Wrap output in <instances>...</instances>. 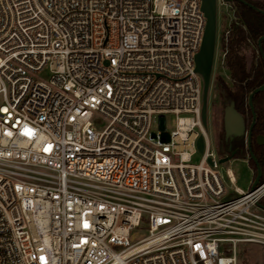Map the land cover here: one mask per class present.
I'll return each mask as SVG.
<instances>
[{
    "label": "built area",
    "instance_id": "1",
    "mask_svg": "<svg viewBox=\"0 0 264 264\" xmlns=\"http://www.w3.org/2000/svg\"><path fill=\"white\" fill-rule=\"evenodd\" d=\"M205 21L200 0H0V264H237V245L264 248V180L229 193L201 124Z\"/></svg>",
    "mask_w": 264,
    "mask_h": 264
},
{
    "label": "trees",
    "instance_id": "2",
    "mask_svg": "<svg viewBox=\"0 0 264 264\" xmlns=\"http://www.w3.org/2000/svg\"><path fill=\"white\" fill-rule=\"evenodd\" d=\"M233 9L226 37L225 26L221 33L220 48L223 54L222 67L227 80L215 77V93L222 101V108H233L243 119L245 130L251 124L252 114L248 105L251 92L264 84V0H226ZM255 121L251 129L250 150L264 180V146L255 142L258 135H264V90L252 96ZM219 155L230 159H246L248 150L245 137H223L215 146ZM247 163L256 175L252 159ZM260 204L264 205L263 199Z\"/></svg>",
    "mask_w": 264,
    "mask_h": 264
},
{
    "label": "rangeland",
    "instance_id": "3",
    "mask_svg": "<svg viewBox=\"0 0 264 264\" xmlns=\"http://www.w3.org/2000/svg\"><path fill=\"white\" fill-rule=\"evenodd\" d=\"M221 0H216V39L213 56V65L211 71V79L207 96V130L206 134L210 142L211 151H216L215 145L218 143V136L222 129V101L218 94L215 93V77L219 76L227 80V72L222 67V53L220 48V38L222 30L225 26L227 9L221 3ZM48 72L45 70L37 76L42 81H47ZM213 110V112H212ZM93 124L102 128L105 121L99 116H94L92 119ZM165 129L170 132L174 129V117L172 115L165 116ZM154 131V129H153ZM216 161L223 177L225 178V170H230L235 178L234 185H230L226 181V189L229 193L233 191V187H237L242 191H247L253 179V169L249 166L245 159H229L219 163L223 158L218 157ZM200 160V154H197L192 159V163L196 164ZM264 202V199H263ZM144 230H134L131 232V239H138L144 236ZM236 260L237 264H264V248L252 244H240L236 247Z\"/></svg>",
    "mask_w": 264,
    "mask_h": 264
},
{
    "label": "water",
    "instance_id": "4",
    "mask_svg": "<svg viewBox=\"0 0 264 264\" xmlns=\"http://www.w3.org/2000/svg\"><path fill=\"white\" fill-rule=\"evenodd\" d=\"M200 8L205 17V28L202 36V41L199 47L198 52L194 55V65L195 72L200 76L202 80V101H201V111H200V120L203 127V130H207V96L211 79V71L213 65V56L215 48V39H216V0H200ZM264 40V38H261ZM264 90V84L260 87L254 89L248 97V105L251 110L252 120L249 128L245 130L242 117L237 113L233 108L228 107L223 111V124L227 136H239L243 135L245 137V143L248 150V158L252 159L256 166V175L251 184V189H253L260 181L261 171L257 165V161L250 150V138H251V129L255 121V114L252 107V96L256 93H259ZM161 118V122H162ZM255 142L259 146H264V135H258L255 138ZM196 148L199 153L203 151V139L202 136H199L196 141ZM226 156V155H225ZM221 160V162L228 161L230 158ZM208 163H211L208 160ZM258 208L264 211V205L258 204Z\"/></svg>",
    "mask_w": 264,
    "mask_h": 264
},
{
    "label": "flooded vegetation",
    "instance_id": "5",
    "mask_svg": "<svg viewBox=\"0 0 264 264\" xmlns=\"http://www.w3.org/2000/svg\"><path fill=\"white\" fill-rule=\"evenodd\" d=\"M224 109V108H223ZM224 111V110H223ZM212 112H213V110H212ZM223 137H227V134L225 133V131H224V129H223V127H222V129H221V132H220V136H218V142L223 138Z\"/></svg>",
    "mask_w": 264,
    "mask_h": 264
},
{
    "label": "crops",
    "instance_id": "6",
    "mask_svg": "<svg viewBox=\"0 0 264 264\" xmlns=\"http://www.w3.org/2000/svg\"><path fill=\"white\" fill-rule=\"evenodd\" d=\"M222 127H223V129H224V124H223V115H222ZM224 131H225V129H224ZM225 133H226V131H225ZM217 145V144H216ZM215 145V146H216ZM247 162V161H246ZM253 180H254V178L252 179V181H251V183L250 184H252V182H253ZM250 187H251V185H250ZM264 199V198H263Z\"/></svg>",
    "mask_w": 264,
    "mask_h": 264
}]
</instances>
